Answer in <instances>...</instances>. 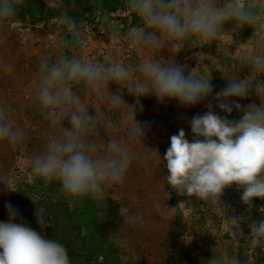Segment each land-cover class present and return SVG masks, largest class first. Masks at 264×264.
<instances>
[{
    "label": "clouds",
    "instance_id": "obj_1",
    "mask_svg": "<svg viewBox=\"0 0 264 264\" xmlns=\"http://www.w3.org/2000/svg\"><path fill=\"white\" fill-rule=\"evenodd\" d=\"M62 0H47L49 6H60ZM24 0H0V45L7 42V24L18 14ZM128 9L140 18L141 25L130 28L127 39L132 49H147L151 53L168 49L183 50L187 42L193 44L212 41L224 32L231 23V31L239 32L248 26L253 29L249 39L261 41L255 26L260 14L254 3H235L233 0H125ZM97 16L99 11L97 10ZM65 36L61 47L66 50L55 61L42 59L38 66L37 84L33 99L38 104L42 117L49 122L44 150L32 158L35 175L46 183L56 181L60 193L70 207L84 198L92 201L105 199L106 186L123 185L136 153L123 138L109 137L98 145L93 137L100 129L125 127L128 140H139L145 135L147 123L142 126L136 119L137 106L143 110L140 100L154 96L158 102L176 101L181 107H195L202 101L214 99L220 110L231 114L233 108L241 110L239 119H228L213 110L211 102L202 115L190 121L191 142L183 128L170 137L169 147L162 157L167 170L168 185L179 193L194 195L220 206L225 189L235 185L242 190L241 200L253 205V198L264 199V52L255 56L239 57L242 64L250 67L252 78H234L230 69H218L223 78H229L227 86L213 94L211 78L193 74L185 65L168 57L156 59L146 55L139 59L133 69L122 61L115 60L110 50H105L103 60L82 59L75 54L77 47H85V40L76 21L63 19ZM0 70L10 72L12 66L0 60ZM187 70V75H186ZM116 84L115 93L109 89ZM94 95L97 100L106 101L113 110L120 112L119 124L105 117L98 107H91L81 95L74 91ZM255 91L261 103L246 107L236 98L246 99ZM126 90L134 95L136 105L129 106L122 98ZM12 109L0 105V142L10 145L21 143L25 130L12 119ZM68 120L70 128L64 126ZM142 143V142H141ZM159 155L158 150H151ZM160 156V155H159ZM161 157V156H160ZM0 184L8 191H17L7 176L0 173ZM157 210L166 218L176 209L157 203ZM264 212V207L260 209ZM43 210H37L38 224L49 225ZM8 220L0 222V264H72L68 249L58 240L45 239L31 227L17 222L18 210L7 205ZM125 222L144 225L143 214L129 213L121 208ZM244 218L226 216L232 226V236L244 235L241 222ZM247 235L253 247H264V218L249 224ZM233 258L227 252L210 259V264H232Z\"/></svg>",
    "mask_w": 264,
    "mask_h": 264
},
{
    "label": "rangeland",
    "instance_id": "obj_2",
    "mask_svg": "<svg viewBox=\"0 0 264 264\" xmlns=\"http://www.w3.org/2000/svg\"><path fill=\"white\" fill-rule=\"evenodd\" d=\"M235 3L252 2L256 5L260 19L255 26L262 38L259 43L252 37L253 29L245 26L239 32L231 31V23L225 31L212 41L193 44L187 42L183 50L168 49L151 53L147 49L130 47L127 34L130 28L141 25L140 18L130 11L125 0H62L60 6H49L47 0H24L15 18L7 24L8 38L0 45V60L12 66L10 72L0 70V105L9 106L14 122L22 127L26 136L21 143L10 145L0 142V173L7 176L17 190L8 191L0 184V222L8 220L7 205L18 210L17 222L23 223L45 239L58 240L67 249L72 264H210V259L227 252L233 258L232 264H264V247H253L247 235L249 224L264 218V199L253 198V205L241 200L242 190L235 185L225 189L220 206L194 195L173 190L166 181L167 170L162 157L170 144V137L178 134L180 128L191 142L190 121L196 115L204 114L209 102L213 110L228 119H239L243 112L233 108L228 114L218 107L211 97L195 107L184 108L176 101L158 102L154 96H144L137 106L136 119L148 127L139 140H128L127 129H100L93 137L102 145L109 137L123 138L138 153L130 166L123 185L106 186L104 197L99 201L84 198L70 207L60 193L56 181L46 183L34 174L32 158L41 153L46 144L49 122L46 121L33 99L37 84L38 66L42 59L55 61L66 52L61 39L67 38L63 19L70 17L78 25L86 46L75 49L82 59L103 60L104 51L110 50L115 60L122 61L133 69L140 58L152 55L156 59L174 58L185 65L193 74L211 78L213 94L227 86L229 78H223L221 66L230 69L234 78H252L249 66L240 62L243 55L255 56L264 52V0H233ZM97 10L99 16H97ZM186 70V75H187ZM264 79V77H260ZM109 89L115 93L116 84ZM77 91L91 107H98L105 117L119 124L120 112L126 109H110L106 101L97 100L85 93L80 86ZM122 98L129 105H136V97L126 90ZM246 107L261 103L255 91L246 99L236 98ZM64 126L70 128L68 120ZM151 150H158L153 155ZM157 203L175 207L176 211L166 218L156 208ZM121 208L129 213L140 212L145 221H126ZM43 210L49 225L41 227L37 222V210ZM226 216L244 218L241 229L244 235L232 236V226Z\"/></svg>",
    "mask_w": 264,
    "mask_h": 264
}]
</instances>
